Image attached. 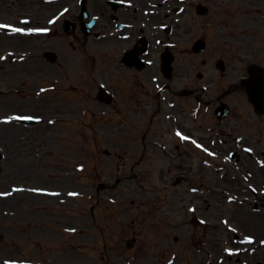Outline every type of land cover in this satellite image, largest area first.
I'll return each instance as SVG.
<instances>
[{
    "label": "rangeland",
    "instance_id": "374dc122",
    "mask_svg": "<svg viewBox=\"0 0 264 264\" xmlns=\"http://www.w3.org/2000/svg\"><path fill=\"white\" fill-rule=\"evenodd\" d=\"M10 14L13 15V12L11 11ZM200 33L206 35L207 32L201 30ZM7 110L11 109L7 108L5 111ZM59 128H50L48 132L50 134V159L47 155L45 156V150L42 152L36 151L37 143H33L31 144L32 147L26 148L29 145L21 143L25 141V138L17 142V128L2 126L0 129V144L4 141L6 142L5 148L13 145L17 153L23 154V157L19 154L16 158L13 156L8 158L3 163V168L7 165H11V167L0 173V262L3 258H26L31 260H46L50 264H97L95 259L93 260L90 256L86 258L85 254L82 253L83 251L79 250L78 244L81 239L78 229L75 230L76 232L73 231V233L64 232L61 229V225L77 226L82 222L78 207V203L82 201L79 199V193L82 191L94 192L96 183L99 181L98 171L108 174L111 171L114 173V166L111 165L112 161L103 159L98 164V167L101 168L96 170L95 166L98 154H94L93 143H90L88 151H83V157H79V145H82V143H79L81 139L79 138L80 129L77 122L72 121L70 126L65 129V135L67 136ZM83 129L86 131L85 128ZM42 130L44 131V128ZM35 152H39L38 157L35 156ZM86 152L89 153L87 154ZM80 161H86V173L88 177L86 179H84L83 174L80 175L81 172H78ZM131 162L133 160L128 161L129 164ZM151 162L154 165L156 164V160ZM27 163H33L34 167L39 169L36 172V176H24L28 169ZM40 163L41 167L38 168L37 166ZM47 163L50 165V175L47 173L45 167ZM10 169L13 170L10 171ZM128 173L127 169L126 172H123V174ZM153 174L154 178L151 175H145L147 178H150L148 179L149 185L146 186L145 190L140 189V186L134 182L133 186L129 187H127V183L123 184L118 190L119 199H134V203L139 201V203H149V201L154 200H158L157 203H163V200L165 203H172L167 198L176 200V196H172L167 190L162 189V184L158 180L159 177L157 174L155 176L154 172ZM206 175L207 171L205 170L200 173V179L204 184L207 183ZM35 178L38 182L35 181ZM20 181L23 184L17 185L20 186L19 193H13L10 189L9 193L5 194V190L9 188V185ZM80 182H85L86 185ZM153 183L159 185L157 191H154L155 187H153ZM27 185L50 187L51 190H58L57 188H59L60 193L55 195L54 198L50 197V199L45 196L34 197L33 192L27 188ZM84 186L86 189H84ZM151 188H153L152 191H150ZM22 189L26 192H23ZM63 192H66L65 196L61 194ZM181 195L182 197L186 195V197L180 198ZM181 195H178V199H180L179 203H188L190 194L182 192ZM62 198L66 201L65 203H68L66 207H58L59 202L57 199ZM35 199L39 208L33 209L29 206L27 208L29 212L26 214V211H23L22 208L29 205V203H34ZM90 201L87 200L85 203H94V201ZM43 207H50V221L46 220L45 216H40L44 214L40 212V209ZM6 211H16L17 216H6L4 215ZM39 221L45 222L44 225L40 224ZM65 241L72 244L70 245L71 249H65L62 245L67 243ZM192 251V249L187 251L188 256L191 255ZM260 253H262V256L255 255L251 264H259L260 261L264 264V250ZM125 255L127 256V253ZM125 255L124 257H126ZM124 257L119 259L123 261ZM83 259H87L88 263H83ZM137 259L139 262L135 264H150L147 261L148 257L139 255Z\"/></svg>",
    "mask_w": 264,
    "mask_h": 264
},
{
    "label": "flooded vegetation",
    "instance_id": "af4514ba",
    "mask_svg": "<svg viewBox=\"0 0 264 264\" xmlns=\"http://www.w3.org/2000/svg\"><path fill=\"white\" fill-rule=\"evenodd\" d=\"M225 2V8L223 9L225 26L230 25L232 21L241 16L239 20L234 22V25H237L242 32L240 33L241 40H239V45H231L227 37L225 36L224 38V62L221 63V68L223 70L220 74L226 79L230 76L231 79V76L235 74L230 68L232 61L236 63H244L245 65L254 63L264 67V0H239L236 2L227 0ZM95 9L102 12V4L97 2ZM179 52L181 53V51ZM225 60L228 62V66H226ZM226 67H228L227 71ZM238 74L242 76V78H247L249 75L248 68L243 66ZM136 83H138V80H136ZM211 83L216 89L217 94L212 95L209 100L204 102H207L214 107L216 104L225 102L224 94H226V87H222L220 81L214 82L213 79H211ZM166 86L169 87L167 92L176 95L177 89H174L169 83H166ZM182 86H185L186 89L190 88L192 91L194 90L193 92H195V90L197 91L196 95H192L194 102L197 99L202 100L200 97L202 93L198 91L197 87H193L194 85L192 84L191 79L183 83ZM241 90L244 93L247 92L245 87H242ZM256 93L264 94V87H262V84L256 88ZM175 107L176 106L173 105L171 109H174ZM263 116L264 115L260 117ZM145 138L146 136L144 135L141 141H139L136 137H131L127 149L138 150L140 148L139 144L141 143H143V147L146 149ZM242 142L252 144L257 148L264 146V119H260L256 122V130L254 133H251L248 136H243ZM113 147H116L114 143Z\"/></svg>",
    "mask_w": 264,
    "mask_h": 264
},
{
    "label": "snow or ice",
    "instance_id": "6c2138e0",
    "mask_svg": "<svg viewBox=\"0 0 264 264\" xmlns=\"http://www.w3.org/2000/svg\"><path fill=\"white\" fill-rule=\"evenodd\" d=\"M5 27H8V26H6V25H0V28H5ZM13 31H16V32H19V31H21L20 29H13ZM43 91V90H42Z\"/></svg>",
    "mask_w": 264,
    "mask_h": 264
}]
</instances>
